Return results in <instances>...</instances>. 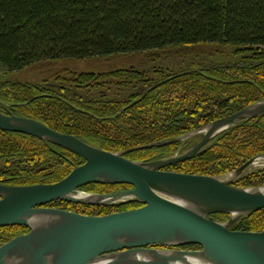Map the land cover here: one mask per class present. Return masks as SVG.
<instances>
[{
    "label": "trees",
    "instance_id": "1",
    "mask_svg": "<svg viewBox=\"0 0 264 264\" xmlns=\"http://www.w3.org/2000/svg\"><path fill=\"white\" fill-rule=\"evenodd\" d=\"M176 58L178 73L133 67L107 72L61 68L35 83L0 79V112L33 119L108 152L171 140L264 100V0H0V64L7 73L55 62ZM198 138L134 151L151 162L183 154ZM193 159L166 171L217 176L264 154V114L235 124ZM84 163L37 138L0 130V183L53 184ZM264 184V170L237 186ZM125 185H86L87 193H114ZM136 202L47 207L83 215L136 209ZM215 221L227 215H213ZM264 229V209L236 222L235 231ZM0 228V246L27 233ZM183 249L195 250L198 246Z\"/></svg>",
    "mask_w": 264,
    "mask_h": 264
},
{
    "label": "water",
    "instance_id": "2",
    "mask_svg": "<svg viewBox=\"0 0 264 264\" xmlns=\"http://www.w3.org/2000/svg\"><path fill=\"white\" fill-rule=\"evenodd\" d=\"M264 114V100L251 103L177 138L121 152L95 148L39 121L0 112V130L28 135L84 160L53 184L7 186L0 183V228L28 232L0 246V264H264V229L232 230L248 214L264 209V184L236 186L257 155L223 175L166 171L193 159L235 124ZM199 142L183 154L151 162L126 155L139 150ZM125 185L114 193H87L86 185ZM110 207L136 202V209L107 215H83L47 205L53 202ZM227 215L224 222L213 215ZM198 246L199 249H183Z\"/></svg>",
    "mask_w": 264,
    "mask_h": 264
},
{
    "label": "rangeland",
    "instance_id": "3",
    "mask_svg": "<svg viewBox=\"0 0 264 264\" xmlns=\"http://www.w3.org/2000/svg\"><path fill=\"white\" fill-rule=\"evenodd\" d=\"M133 67L141 71H147L150 75L155 70H163L164 72L178 73L183 67L178 63L176 58L159 57L149 58L144 55H128L124 59H113L110 61H91L87 62H55L49 65H33L20 72L7 73L6 69L0 64V79L18 82L35 83L46 78L47 73H53L61 68L74 69L75 71L84 72H107L116 69H126ZM264 170V164L251 167L245 174ZM226 221V220H225ZM224 222V221H223Z\"/></svg>",
    "mask_w": 264,
    "mask_h": 264
},
{
    "label": "flooded vegetation",
    "instance_id": "4",
    "mask_svg": "<svg viewBox=\"0 0 264 264\" xmlns=\"http://www.w3.org/2000/svg\"><path fill=\"white\" fill-rule=\"evenodd\" d=\"M199 140H200V138H198V140H197V142L195 144H197L199 142ZM237 184H236V186H237ZM127 189H130V187L129 186H124L121 190H127Z\"/></svg>",
    "mask_w": 264,
    "mask_h": 264
},
{
    "label": "bare ground",
    "instance_id": "5",
    "mask_svg": "<svg viewBox=\"0 0 264 264\" xmlns=\"http://www.w3.org/2000/svg\"><path fill=\"white\" fill-rule=\"evenodd\" d=\"M256 167V166H255Z\"/></svg>",
    "mask_w": 264,
    "mask_h": 264
}]
</instances>
